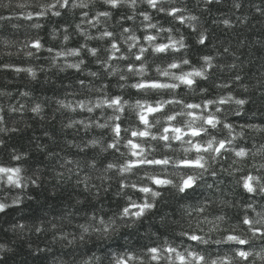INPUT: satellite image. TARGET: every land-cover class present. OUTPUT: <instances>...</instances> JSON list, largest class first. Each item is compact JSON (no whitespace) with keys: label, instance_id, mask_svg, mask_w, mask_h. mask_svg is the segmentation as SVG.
Segmentation results:
<instances>
[{"label":"clouds","instance_id":"9594fccd","mask_svg":"<svg viewBox=\"0 0 264 264\" xmlns=\"http://www.w3.org/2000/svg\"><path fill=\"white\" fill-rule=\"evenodd\" d=\"M0 264H264V0H0Z\"/></svg>","mask_w":264,"mask_h":264}]
</instances>
